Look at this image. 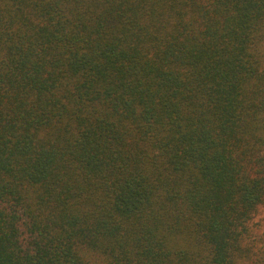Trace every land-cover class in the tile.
<instances>
[{"label": "trees", "instance_id": "trees-1", "mask_svg": "<svg viewBox=\"0 0 264 264\" xmlns=\"http://www.w3.org/2000/svg\"><path fill=\"white\" fill-rule=\"evenodd\" d=\"M264 207V0H0V264H239Z\"/></svg>", "mask_w": 264, "mask_h": 264}, {"label": "rangeland", "instance_id": "rangeland-1", "mask_svg": "<svg viewBox=\"0 0 264 264\" xmlns=\"http://www.w3.org/2000/svg\"><path fill=\"white\" fill-rule=\"evenodd\" d=\"M248 236L244 243L250 252L239 264H264V207L260 206L248 223Z\"/></svg>", "mask_w": 264, "mask_h": 264}]
</instances>
